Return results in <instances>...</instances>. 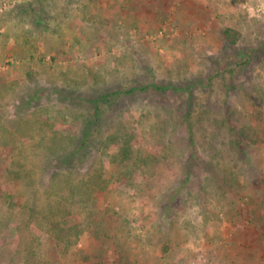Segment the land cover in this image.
<instances>
[{
  "label": "rangeland",
  "instance_id": "rangeland-1",
  "mask_svg": "<svg viewBox=\"0 0 264 264\" xmlns=\"http://www.w3.org/2000/svg\"><path fill=\"white\" fill-rule=\"evenodd\" d=\"M228 122L264 130V0H0V264H264Z\"/></svg>",
  "mask_w": 264,
  "mask_h": 264
},
{
  "label": "trees",
  "instance_id": "trees-1",
  "mask_svg": "<svg viewBox=\"0 0 264 264\" xmlns=\"http://www.w3.org/2000/svg\"><path fill=\"white\" fill-rule=\"evenodd\" d=\"M223 39L229 43V44H237L240 40H241V37H242V34L241 32L236 29L235 27H226L223 31ZM257 49L255 48H251V50H242V53H241V59L243 60V63L245 65H247V63L253 61L255 58H257ZM240 63V62H239ZM134 86H132V90H133ZM226 123V122H225ZM229 124L228 125V128H229V131H231V133L233 134H237V137L241 138L244 140L245 137H249L251 136L253 141H256L257 142V139L261 136H258L261 132H264L263 129L261 128H257V126H253L251 124H246L245 126H239V125H236L234 124L233 122H228ZM241 143V142H240ZM245 142H242V144L244 145ZM252 144V147L255 148L256 146L253 145V143H250ZM86 155V152H83L82 153V149H81V156L79 157V160L80 161H83L84 160V157ZM72 160L75 162V158H68V161L73 163ZM60 165H63V164H60ZM58 166V165H57Z\"/></svg>",
  "mask_w": 264,
  "mask_h": 264
}]
</instances>
